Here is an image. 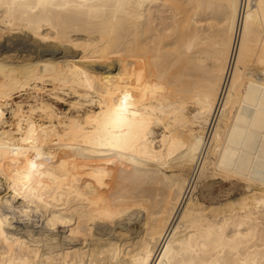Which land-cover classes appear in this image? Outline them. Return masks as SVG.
<instances>
[{"label":"bare ground","instance_id":"6f19581e","mask_svg":"<svg viewBox=\"0 0 264 264\" xmlns=\"http://www.w3.org/2000/svg\"><path fill=\"white\" fill-rule=\"evenodd\" d=\"M13 30L100 62L0 57V264H264V0H0ZM48 81L98 110L6 120Z\"/></svg>","mask_w":264,"mask_h":264},{"label":"rangeland","instance_id":"374dc122","mask_svg":"<svg viewBox=\"0 0 264 264\" xmlns=\"http://www.w3.org/2000/svg\"><path fill=\"white\" fill-rule=\"evenodd\" d=\"M14 34L18 35V36H12ZM8 36L11 38L12 41H10V42L6 41V38ZM30 36H33V35H30ZM36 37H37V39L41 38V39L38 40V42L40 43L39 45H37L35 42H33L31 40H28L27 36L24 33L20 32L18 30L10 31V33H6V32H5V34L3 33L2 37L0 38V44L5 45V46L7 45V47L9 46L8 47L9 50L7 52H0L1 53L0 57L2 58L4 56L3 58H5L7 60L10 57V59L12 58V60H15L13 58V56L16 57V55L18 57H20L19 59H21V56L26 58V57H28L29 54H30V57L32 56L31 58H34L35 55H39L40 53H47V55H51L53 57L67 56L69 59H73L72 61H75L74 63L76 65L79 64L78 66L84 67V68L93 67V69H96L98 64H99V62H100V59L99 60L98 59L94 60V58L86 57L85 55H82L83 56L82 57L81 54H83V53L81 51V48L75 46V43H74V45L71 44L72 46L68 45V43H64V44L60 43L63 46H66V44H67V46L65 48H61V49H59L57 47H51V49H48V48L45 47L43 49L41 47V44L43 46L45 43L46 44H48V42L49 43H51V42L52 43L53 42L57 43V41H54L53 38H52L53 40H49L50 39L49 37H47V38L45 37V39H44V37H42V36H35L33 38L36 39ZM67 47H69V50L67 49ZM76 47H77V52H76ZM53 48H55V49H53ZM62 49L63 50L66 49V50L63 51ZM0 51H2V50H0ZM62 52H63V54H62ZM25 55H26V57H25ZM79 57H81V58H79ZM38 85L41 86L42 89L38 90L37 92H34L31 89H29V88H25V89H17L16 92H14L12 94V97L9 100V106L5 107V118H6V120L8 122L11 121V113H10V108L11 107H15L17 104H22L25 108H27L28 104H34V103H36V100L37 101L41 100L44 103L47 102L46 104H48V102H49V104H50L49 106L52 109L55 108V110L58 111V112H68L69 114H73V115L74 114H80L83 117H85L87 115L89 116V115H91L92 113H94V112H96L98 110V104L94 103V102H91V100L88 99L92 95L88 96L89 94L87 95L85 90H83L82 88H79V87H74L73 88L71 86L67 87L66 85L63 86L60 83H55V82H51L50 83V81L44 82L42 84L40 83ZM69 87H71L72 89L69 88ZM74 92H76V93H74ZM80 93H81V95H80ZM84 94H86V96ZM85 97H88V98H85ZM71 101L73 102V104H71L72 103ZM76 101L78 102L79 105L77 104ZM90 102H91V104H90ZM75 106H77V107H75ZM159 131L160 130L157 129V132H159ZM187 174H189V173L187 172ZM231 182L233 183L235 181L234 180L227 181L226 182L227 186L226 185L222 186V183L220 182V179H216L214 181V183L212 184V189H211L212 197H215V198H213V200L215 199L213 201V203L215 201H217V199L218 200H222L227 195L232 193V189H231V185H230ZM198 194H199V189H198V192H197V196H198ZM210 201H211L210 197L205 198V203H209ZM13 222L15 223L14 225H16V223H19V222L22 223V221H19L17 219H13Z\"/></svg>","mask_w":264,"mask_h":264}]
</instances>
